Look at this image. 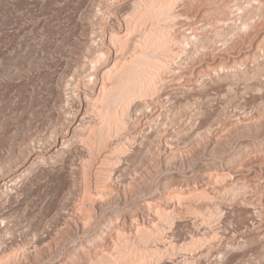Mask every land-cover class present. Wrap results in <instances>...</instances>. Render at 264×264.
Here are the masks:
<instances>
[{
  "label": "rangeland",
  "instance_id": "374dc122",
  "mask_svg": "<svg viewBox=\"0 0 264 264\" xmlns=\"http://www.w3.org/2000/svg\"><path fill=\"white\" fill-rule=\"evenodd\" d=\"M134 1L138 4L143 1L138 5L143 9L152 0H0V261L9 258L8 264H90L101 254L114 259L118 255L115 241L126 237L131 243L139 244L144 229L154 230L152 221L156 217L147 209L152 205L178 213L173 229L165 227L162 232L164 239L156 238L155 242H149L152 247L147 246L160 247L161 254H166L160 257L163 262L152 260L146 261L147 264H264V117L260 122L255 121V128L249 132H243L240 126L248 113L251 117L252 113L259 115L264 111V102L258 100L264 92L248 88L252 80L249 77L257 70L256 64L264 63L261 61L264 22L260 24L264 0H169L177 17L173 21L165 20L166 24L170 22L167 25L165 21L156 24V19L136 24V18L130 13ZM234 6L244 13L236 11ZM247 11H255L252 16L255 19L250 16V21ZM127 19L131 21L130 26H126ZM245 20H249L247 24L253 23L248 24L251 28L242 24ZM154 22L167 27L166 32L173 36L171 40L179 43L169 42L171 52L184 62L177 58L176 64L170 67L171 62L169 69L161 71V80L155 83L158 91L155 85L152 95L144 97L145 101L142 99L149 105L148 114L130 113L127 127L120 130L117 138L112 137V141L116 138L113 141L116 146H127L126 153L132 155L120 156L123 161L118 157L123 164L118 158L116 161L121 164L115 160L114 166L111 164L127 167V175L131 170L130 176L125 175L128 184L112 186L113 192L104 201H97L98 196L90 192L95 202L88 203L82 176L84 161L76 157L83 146L76 138L72 144L68 143L73 148L68 146L59 151L51 131L60 124L69 125L70 117L78 108L76 97H82L77 88L83 89L88 81L91 84L92 64L98 58V51L108 53L107 58L96 64L99 83L106 72L103 70H111L116 58L128 59L133 46L155 26ZM124 35H128L127 39ZM121 36V40H129L130 44L122 47ZM182 37L192 41L186 56L185 48L178 42ZM182 51L184 56H180ZM222 69L238 72L237 82L225 78ZM244 71L249 75L247 79L241 73ZM263 72L256 81L264 80ZM217 74L222 76L219 78ZM89 90L86 92L90 97L97 96L98 90L93 93ZM170 90L171 97L161 94ZM200 104L206 109L201 110ZM242 105L251 108V113L246 111L243 116ZM64 111L72 113L66 115ZM150 111L153 119L147 122L144 118ZM211 121L215 129L226 128L225 131L216 136L213 132L208 134ZM166 135L175 141L174 152L161 147ZM110 143L97 162V165L102 162L100 167L106 171L111 168L106 166V161L113 157ZM139 154L145 159H140ZM34 155L41 157L31 163ZM92 173L93 182L97 176L95 170ZM237 177L240 182H234ZM195 190L204 191L201 196L208 197L189 199L188 195L196 193ZM177 193L187 196L181 204L175 196ZM191 206L199 212H188L187 207ZM243 207L250 209L253 218L249 221H244L236 212ZM217 208L221 212L211 213ZM86 217H89L88 225ZM178 222L187 226L183 230L186 240L176 243L177 248L173 249L169 241ZM223 238L227 240L223 242ZM227 241H232L230 250ZM186 243L189 250H179ZM131 261L130 264L135 263L133 256Z\"/></svg>",
  "mask_w": 264,
  "mask_h": 264
},
{
  "label": "bare ground",
  "instance_id": "6f19581e",
  "mask_svg": "<svg viewBox=\"0 0 264 264\" xmlns=\"http://www.w3.org/2000/svg\"><path fill=\"white\" fill-rule=\"evenodd\" d=\"M174 1V0H173ZM143 2V1H141ZM141 2L138 4L136 3L135 1L132 2L133 4V7H132V11L130 12L131 15L134 16V18H136V24H141L145 21H153L155 20L156 24H157V21L158 23H163L165 20H169V18H171V20L174 18L177 17V15H174L173 11H172V2L169 1V0H152L151 3H147V5L145 4V7L143 9H140V5ZM256 2V1H255ZM176 3V2H174ZM173 3V5H174ZM149 4V5H148ZM192 4V3H191ZM229 4V3H228ZM248 4V2H247ZM259 4V3H258ZM257 4V5H258ZM189 5V4H187ZM186 5V6H187ZM253 5V4H252ZM185 6V7H186ZM249 6V5H248ZM233 7V6H232ZM250 7V6H249ZM253 7V6H252ZM255 7V6H254ZM235 10H241L238 6H234ZM174 9V8H173ZM232 9V8H231ZM260 9V8H258ZM222 10V9H221ZM257 9H255L256 11ZM264 10V9H263ZM262 10V11H263ZM181 11V10H180ZM179 11V12H180ZM217 11V10H216ZM246 11V10H245ZM254 11V12H255ZM240 12V11H238ZM241 12L244 13V11L241 10ZM254 12H248V17H249V20L251 21L252 19V16L254 14ZM224 13V11H223ZM226 13V12H225ZM256 13H261L260 11ZM130 15V16H131ZM180 15V14H179ZM183 15V14H182ZM244 15V14H243ZM257 15V14H256ZM129 16V15H128ZM241 16V15H240ZM250 16H251V19H250ZM259 16L258 15V19L259 20ZM247 17V15H246ZM133 18V17H132ZM133 18V19H134ZM240 18V17H239ZM129 19V18H128ZM125 20L126 21V26H130V20ZM179 19V18H178ZM241 19V18H240ZM244 19V18H243ZM255 19V18H253ZM252 19V20H253ZM150 20V21H149ZM242 20V19H241ZM248 20V21H249ZM261 20V21H260ZM260 24L262 25L263 22H264V12L263 14H261V17H260ZM161 21V22H160ZM173 21V20H172ZM248 21H244L242 22V24L244 26H247V28L250 26H248L249 23H252V22H249L247 24ZM154 22V24H155ZM169 22V21H168ZM167 22V24H168ZM257 21H255L254 23H256ZM134 23V25L136 26V24ZM165 24L164 25H167L166 24V21L164 22ZM170 23V22H169ZM259 23V22H258ZM119 24V23H118ZM144 24V23H143ZM155 26L153 25L152 23V27L150 28L149 31H147L146 33H144L143 35V38H141V41L140 43H137L136 45H132L133 48L131 49V56L128 58V59H122L119 58V60L116 58L114 60V65L113 67L111 68V70H103L106 71L103 73V75L101 76L100 78V81L99 83L97 82V78H96V67L99 66L97 64V62L101 59H105L107 58L108 56H106L108 53H105L103 50L102 51H98L97 55L98 58L97 60H95L92 64V68H94L93 70V73L90 74V76L92 77V82L90 81L91 84H89V81L87 84H84L83 89L80 90V88L78 87V92L80 95H82V97L79 99V95H77V99H78V108L77 110L72 114V116L70 117L69 121H68V124L69 125H66L64 126V124H60L58 126H55L54 129L51 131L54 136H55V140L54 142H56L57 144V147H58V150H63L64 148L67 149V147L69 146L68 143H71V142H75L76 138H78L80 146L82 145V152L78 155V152L75 154L76 157L78 156V158H81L83 159L82 162L84 164V169L82 173V176H84V187H85V191L87 190L88 193H87V196L85 195V198H87L89 200L88 203H91V202H95V198L92 197L91 195H89L90 192H94L95 195H97L98 199L97 201H104L105 198L110 194V192H113L111 191L110 188H112V186H116V185H120V186H124L127 182H126V176H130V172L131 170L129 171L128 175L126 173V169L127 167H119V164H123V162H121L119 159L121 158L120 156H124L125 157V153H126V149H127V146L124 147V146H119V144L116 146L114 144V139L116 140V138L118 137V133L121 131L120 130H123L125 127H127L126 125L129 124L127 121L129 120L128 118L130 117V113H137V111H144V113H146V111L148 110L149 108V105L147 104V102H144L145 101V98L152 95V93L155 91L154 90V86L156 85V81L158 80H161V71L162 70H167L169 69L168 67V64H170V67L172 66V64H176V59L179 57V55L177 56H174V53L171 52V49L169 47V42L173 41L171 40V37L170 35L171 34H168L166 31L167 27L164 28V26H161V24H158L160 25V27L158 25ZM179 24V23H178ZM241 24V23H240ZM253 24V23H252ZM259 24V26H260ZM142 25V24H141ZM163 25V24H162ZM132 26V25H131ZM140 26V25H139ZM138 26V27H139ZM241 26V25H240ZM243 26L244 29H246L245 27ZM258 26V25H257ZM149 27V26H148ZM125 28V27H124ZM242 28V27H240ZM251 28V26H250ZM171 29V28H170ZM128 30V33H129V29ZM250 30V29H249ZM126 31V30H125ZM135 31V30H134ZM131 33V32H130ZM129 33V34H130ZM138 34V33H136ZM115 35V34H114ZM123 35V34H122ZM194 35V34H193ZM119 36V35H117ZM116 36V37H117ZM125 36V35H124ZM135 36V34H134ZM195 36V35H194ZM193 36V37H194ZM128 37V35H127ZM127 37L125 36V38L127 39ZM130 37V36H129ZM189 37V36H188ZM248 38V37H247ZM122 39V36L119 40ZM124 39V37H123ZM174 39V38H173ZM178 39V38H177ZM176 39V40H177ZM194 40L198 39L196 37L193 38ZM216 39V38H215ZM219 39V38H218ZM190 40V41H189ZM193 40V41H194ZM209 40V39H208ZM264 40V39H263ZM88 40H86L85 42H87ZM129 40H121L119 43H121L122 47L123 45L127 46V44L129 43L130 44V41L128 42ZM137 41V40H136ZM135 41V42H136ZM197 41V40H196ZM195 41V42H196ZM200 42V40H198ZM205 41V40H204ZM175 42V41H173ZM172 42V43H173ZM178 42H180L181 46L183 45V48H185L184 50V53L187 51L186 49H188L187 47H189V42H192L191 39H188L186 37H182L181 40H179ZM216 42V41H215ZM225 42V41H224ZM233 42V41H232ZM171 43V44H172ZM177 43V41L175 42ZM174 43V44H175ZM198 43V42H197ZM89 44V43H88ZM179 44V43H177ZM176 44V45H177ZM233 44V43H232ZM264 44V43H263ZM92 45V44H90ZM103 45V44H101ZM194 45V44H193ZM223 45V43H222ZM226 45V44H225ZM191 46V45H190ZM203 46V45H202ZM207 46V45H206ZM240 46V45H239ZM242 46V45H241ZM257 46V45H256ZM264 46V45H263ZM100 47V46H99ZM192 47V46H191ZM204 47V46H203ZM218 47V46H217ZM216 47V49H217ZM224 47V46H223ZM232 47V46H231ZM259 47V46H258ZM262 47V46H261ZM96 48V47H95ZM119 48V47H118ZM260 48V47H259ZM120 49V48H119ZM124 49V48H123ZM127 49V47H126ZM180 49V48H179ZM178 49V50H179ZM182 49V48H181ZM196 49V48H195ZM198 49V48H197ZM202 49V48H201ZM231 49V48H230ZM235 49V47H234ZM257 49V48H256ZM87 50V49H86ZM97 50V49H96ZM99 50V49H98ZM118 50V49H117ZM190 50V49H189ZM204 50V49H203ZM226 50V49H224ZM260 50H262L260 48ZM259 49H257V51H260ZM264 50V49H263ZM90 51V50H89ZM108 51V50H106ZM127 51V50H126ZM197 51V50H195ZM215 51V50H214ZM192 52V51H191ZM256 52V51H255ZM255 52L253 53L254 56H255ZM181 54L183 53L180 52ZM184 53L183 55H180V56H184ZM192 53H195V52H192ZM197 53V52H196ZM216 53V52H215ZM96 54V53H95ZM120 54V53H119ZM123 54V53H122ZM128 54V53H127ZM178 54V53H176ZM246 53H244L245 55ZM188 55V53L186 52L185 56ZM193 55V54H192ZM257 55V54H256ZM259 55V53H258ZM257 55V56H258ZM262 55V54H261ZM95 56V58H96ZM115 56V55H114ZM124 56V55H123ZM189 56L191 57V54H189ZM247 57V55H245ZM253 56V57H254ZM260 56V55H259ZM258 56V57H259ZM121 57V55H120ZM256 57V56H255ZM263 57L264 59V56H261ZM260 57V58H261ZM94 59V57L92 58ZM181 62L183 60L182 57L181 59L178 58ZM194 59V58H192ZM257 59V58H256ZM263 59H261V61H264ZM221 60V59H220ZM233 60V59H232ZM93 61V60H92ZM106 61V60H105ZM108 61V60H107ZM100 62V61H99ZM102 62V61H101ZM175 62V63H174ZM184 62V61H183ZM178 63V62H177ZM236 63V62H234ZM255 63V62H254ZM262 63V62H261ZM113 64V63H112ZM179 65H181L182 63H178ZM103 65V64H102ZM188 65V64H186ZM241 65V64H240ZM257 65V70H255L254 72L251 73L250 77L249 75L244 71V72H241L244 76V79H247L246 77H249V79H252L251 82L248 80L246 81H249L251 84L248 86L246 83L245 84L248 86L249 89H252L253 90H261L264 92V80L263 81H256L258 78V76L264 71V63H262V66H260L261 64H256ZM235 66V65H234ZM183 67H184V64H183ZM220 67V66H219ZM241 67V66H240ZM256 67V66H255ZM263 68V70L261 68ZM91 68V69H92ZM98 68V67H97ZM109 68V67H108ZM107 68V69H108ZM178 68V67H177ZM227 68V67H226ZM175 69V68H174ZM184 69V68H182ZM181 69V70H182ZM225 69V67H224ZM230 69V68H229ZM227 69V70H229ZM83 70V69H82ZM81 70V71H82ZM165 70V71H166ZM176 70V69H175ZM223 70V69H222ZM241 70V69H240ZM262 70V71H261ZM171 71V70H170ZM174 71V70H173ZM219 71V70H218ZM220 71H221V68H220ZM225 70H223L224 72ZM176 72V71H175ZM217 72V70H216ZM215 72V73H216ZM102 73V72H101ZM100 73V74H101ZM165 73V72H164ZM238 73V72H237ZM235 73V72H226L224 73V77H229L231 78V80L233 79L234 81L238 80L239 78V75ZM264 73V72H263ZM163 74V73H162ZM218 75V74H217ZM242 75V76H243ZM89 76V75H88ZM87 76V77H88ZM214 76V75H213ZM222 76V75H221ZM220 74L217 76V77H221ZM66 77V76H65ZM164 77V75H162V78ZM86 78V77H85ZM165 78V77H164ZM224 79V78H223ZM254 79V82H252ZM256 79V80H255ZM84 80V79H83ZM88 80V79H87ZM170 80V79H169ZM243 80V79H242ZM86 81V80H85ZM229 81V80H228ZM226 82V81H225ZM237 82V81H236ZM241 82V81H240ZM85 83V82H84ZM58 84V83H57ZM60 84V83H59ZM89 84V85H88ZM158 84V82H157ZM171 84V83H170ZM80 85V84H79ZM159 85V84H158ZM161 85V83H160ZM166 85V84H165ZM209 85V84H208ZM67 86H69L67 84ZM67 86H65L67 88ZM87 86H90V90ZM173 86V84H172ZM180 86V85H179ZM182 86V85H181ZM213 86V85H211ZM246 86V87H247ZM57 87V86H56ZM72 87V86H71ZM77 87V86H75ZM161 87V86H160ZM168 87V86H167ZM186 87V86H185ZM70 88V87H69ZM222 88V87H220ZM60 89V88H59ZM76 89V88H75ZM156 89H157V85H156ZM183 89V88H182ZM208 89V88H207ZM216 89V88H215ZM247 89V88H246ZM245 89V90H246ZM90 91L92 90V93L93 91L95 90H98V94L97 96L95 95H92L91 97L87 94L86 91ZM169 90V88H168ZM172 90V89H171ZM171 90L170 92L167 91L165 93H161V94H164V96L167 95V97L169 95H171ZM248 90V89H247ZM158 91V89L156 90ZM166 91V90H165ZM206 90H204L205 92ZM209 91V90H208ZM250 91V90H249ZM184 92V91H183ZM190 92V91H189ZM194 92V91H193ZM199 92V91H197ZM203 92V93H204ZM248 92V91H246ZM254 92V91H253ZM91 93V94H92ZM156 93V92H155ZM154 93V94H155ZM177 93V92H176ZM180 93V92H179ZM206 93V92H205ZM256 93V91H255ZM262 93V92H261ZM74 94V93H73ZM193 94V93H192ZM191 94V95H192ZM202 94V93H201ZM209 94V93H208ZM245 94V93H244ZM159 95V94H158ZM173 95V94H172ZM180 95V94H179ZM182 95V94H181ZM184 95V94H183ZM254 95V94H252ZM95 96V97H93ZM175 96V95H173ZM200 96V95H199ZM203 96V95H202ZM233 96V95H232ZM259 96V95H258ZM145 97V98H144ZM163 97V96H162ZM171 97V96H169ZM144 98V101L142 100ZM147 98V99H148ZM166 98V97H165ZM251 98V97H250ZM254 98V97H253ZM257 98V97H256ZM239 99V98H238ZM58 100V99H57ZM255 100V99H254ZM258 100L259 102H264V95H261L258 97ZM69 101V100H68ZM257 101V100H256ZM64 102V101H63ZM258 102V101H257ZM246 103V102H244ZM72 104V102H71ZM255 104V103H254ZM259 104V103H258ZM53 105V104H52ZM70 105V104H69ZM248 105V104H247ZM245 105V106H247ZM73 106V105H72ZM249 106V105H248ZM247 106V107H248ZM258 106V105H257ZM53 107V106H52ZM65 107V106H64ZM68 107V106H67ZM241 107V105H240ZM264 107V106H263ZM54 108V107H53ZM200 108L201 110L202 109H206L205 107H203L201 104H200ZM61 109V108H60ZM242 111H241V114H243V116L246 115V111H249L250 112V109L247 110L243 105H242V108H240ZM259 109V108H258ZM64 110V109H63ZM66 110V109H65ZM75 110V109H74ZM73 110V111H74ZM152 110V109H151ZM193 110V109H192ZM201 110H198V111H201ZM203 110V111H204ZM255 110V109H254ZM253 110V111H254ZM55 111V110H54ZM181 111V110H180ZM214 111V110H213ZM212 111V112H213ZM252 111V110H251ZM260 111V110H259ZM67 114H71L70 111L67 112V111H64ZM148 112V111H147ZM178 112H179V109H178ZM197 112V111H196ZM206 112V111H205ZM258 112V111H257ZM64 113V115H65ZM143 113V115H145ZM209 113V112H208ZM251 113V112H250ZM148 114V113H146ZM195 114V113H194ZM198 114V113H197ZM259 115H254L253 113L251 115V117H249V113L247 114L245 121L243 123L240 124L241 126V129L243 132H249L251 131V129L255 126L253 123H255V121L261 120V117L263 118L264 117V111H261V113H258ZM217 115V114H216ZM96 116V117H95ZM140 116V115H139ZM177 116V115H176ZM195 117V116H194ZM217 117V116H216ZM90 118V119H89ZM192 118V117H191ZM211 118V117H210ZM215 118V117H214ZM245 118V117H244ZM88 119V120H87ZM145 121H150L151 122V119H153V114L152 112L150 111L149 115L147 118H144ZM131 120V119H130ZM129 120V121H130ZM212 120V119H211ZM59 121V120H58ZM63 121V120H62ZM189 121V120H188ZM210 121V120H209ZM214 121V120H213ZM64 122V121H63ZM61 122V123H63ZM136 122V121H135ZM153 122V121H152ZM258 122V121H257ZM58 123V122H57ZM212 123V121H211ZM217 123V122H216ZM239 123V122H238ZM133 125V124H132ZM239 125V124H238ZM194 126V125H193ZM203 126V125H201ZM211 127V130L208 129V134H210L209 132H213L216 136V134H219V132H222L221 130L219 129H215L214 128V124H210L209 125ZM220 127V126H219ZM264 127V126H263ZM208 128V127H207ZM134 130V128H133ZM204 131L207 130V129H203ZM194 131V129H193ZM199 131V130H198ZM203 131V132H204ZM225 131V130H224ZM254 131V130H253ZM259 131V130H257ZM190 132V131H189ZM206 132V131H205ZM188 133V132H187ZM259 133V132H258ZM195 134V133H194ZM1 135V134H0ZM120 135V134H119ZM172 135V134H170ZM170 135H166V138H165V143L164 145H162V149H169L170 148V152H174V142L171 140H169V137L171 138L172 136ZM220 135V134H219ZM117 136V137H116ZM175 136V135H174ZM188 136V135H186ZM192 135H190L191 137ZM210 136V135H209ZM212 136V134H211ZM258 136V135H257ZM260 136V135H259ZM34 137V136H33ZM52 137V136H50ZM112 137H116L113 139L112 141ZM176 137V136H175ZM164 138V137H163ZM54 139V138H53ZM136 139V138H135ZM206 139V138H205ZM74 140V141H73ZM126 140V139H125ZM154 140V139H153ZM152 140V141H153ZM163 140V139H162ZM30 141V140H29ZM113 142L115 148L113 147L112 143L110 142ZM132 141V138L131 140ZM25 143V142H24ZM32 143V141H31ZM76 143V144H77ZM109 143L110 147H112V152H110V156L113 157L111 159H108L106 161V159L104 161L107 162V165L108 169L106 166V168L108 169V171L106 170H102V168L100 167L101 163L99 165H97V162L99 160V158H101L104 154V152L106 151V149L109 148ZM129 143V142H128ZM133 143V142H131ZM161 143V142H159ZM41 144V143H40ZM72 144V143H71ZM70 144V145H71ZM143 144V143H142ZM162 144V143H161ZM36 145V143H35ZM127 145V144H126ZM160 145V144H159ZM38 146V145H37ZM76 146V145H75ZM74 146V147H75ZM40 147V146H39ZM69 147H72V146H69ZM132 147V146H131ZM151 147V145H150ZM32 148V147H31ZM44 148V147H43ZM73 148V147H72ZM71 148V149H72ZM77 148V147H75ZM137 148V147H136ZM147 148V147H146ZM27 149V148H26ZM25 149V150H26ZM50 149V148H49ZM70 148H68L69 150ZM79 149V147H78ZM77 149V150H78ZM150 149V148H149ZM29 150V149H28ZM39 150V149H37ZM57 150V151H58ZM59 150V151H60ZM76 150V151H77ZM126 150V151H125ZM129 150V148H128ZM131 150V149H130ZM135 150V148H134ZM138 150V149H137ZM145 150V149H144ZM132 151V150H131ZM139 151V150H138ZM143 151V150H142ZM141 151V152H142ZM149 151V150H148ZM147 151V152H148ZM39 152V151H38ZM64 152V151H63ZM66 152V151H65ZM70 152V150H69ZM73 152V151H72ZM133 152V151H132ZM140 152V151H139ZM138 152V153H139ZM55 153V152H54ZM84 153V154H83ZM137 152L134 153V154H138ZM264 153V152H263ZM24 154V153H23ZM61 154V153H59ZM68 154V153H67ZM70 154V153H69ZM127 154H130L131 153H126ZM145 154L144 152L142 153V155ZM173 154V153H172ZM58 155V154H57ZM72 155V154H71ZM141 155V156H142ZM35 156V155H34ZM56 156V155H55ZM60 156V155H59ZM66 156V155H65ZM109 156V155H108ZM109 156V157H110ZM129 156V155H128ZM132 156V155H131ZM140 156V154H139ZM138 156V157H139ZM141 156L139 157L140 159L144 160L145 159V156H147V154H145V156H142L143 158H141ZM263 156V155H262ZM261 156V157H262ZM31 157V156H30ZM33 157V156H32ZM41 157V156H40ZM38 156H35L33 157V160L31 163H33L36 159L39 160ZM73 157V155H72ZM85 160H84V158ZM87 157V158H86ZM120 157V158H118ZM118 158V160L121 162H119V164H117L118 162L116 161V159ZM129 158V157H128ZM127 156H126V159L128 160ZM132 158V157H130ZM137 158V157H136ZM138 158V159H139ZM147 158V157H146ZM44 159V158H42ZM74 159V158H73ZM122 161H123V158H121ZM126 159H125V162H126ZM41 160V159H40ZM45 160V159H44ZM78 160V159H77ZM110 160V161H109ZM115 160L118 165V167H113L114 165V161ZM131 159H129L130 161ZM135 160V159H134ZM134 160H132L131 162H134ZM261 160V159H259ZM102 161V160H101ZM127 161V162H129ZM37 162V161H36ZM114 162V163H113ZM248 162V161H247ZM42 163V162H41ZM105 163V162H103ZM113 163V164H112ZM111 164L113 166H111ZM115 164V166H116ZM255 164V162H254ZM32 165V164H31ZM124 165H126L124 163ZM103 166V165H101ZM123 166V165H122ZM129 167V165H128ZM29 168V167H28ZM27 168V169H28ZM105 168V169H106ZM238 168V167H237ZM240 168V167H239ZM238 168V169H239ZM263 168V167H262ZM21 169V168H20ZM128 169V168H127ZM261 169V168H260ZM26 170V169H25ZM81 170V169H80ZM82 170L80 172H82ZM95 170V175L97 177H94L96 178L93 182L91 180V173L92 171ZM104 171V172H103ZM128 172V171H127ZM17 173V172H16ZM23 173V172H22ZM132 173V172H131ZM93 174V173H92ZM94 175V176H95ZM126 175V176H125ZM253 175V173H252ZM92 176V175H91ZM226 176V175H225ZM262 176V175H261ZM264 177V176H263ZM93 178V179H94ZM221 178V177H220ZM259 178V177H258ZM128 179V178H127ZM219 179V177H218ZM240 178L237 177L235 178L234 182H240L241 180H239ZM254 179V178H253ZM264 180V178H263ZM129 181V180H128ZM254 182L256 181V179L253 180ZM258 181V180H257ZM233 182V183H234ZM256 183V182H255ZM128 184V183H127ZM238 184V183H237ZM261 184V183H260ZM242 185V184H241ZM255 185V184H254ZM260 186V185H259ZM229 189V188H228ZM232 189V188H231ZM245 189V188H244ZM203 190V189H202ZM202 190H199V192H201ZM193 191V190H192ZM229 191V190H228ZM233 191V190H231ZM235 191V190H234ZM196 192V190L194 191ZM198 192V190H197ZM194 193L193 192L188 195L189 199H193L195 200V198L201 196V194L204 192H201V193ZM189 194V193H188ZM204 194V193H203ZM177 200H178V203L181 204V201H183V199H187V196L183 193L179 194L177 193ZM204 196V195H202ZM201 196V198H202ZM204 197H208L207 195L204 196ZM175 198V197H174ZM198 200L200 198H197ZM197 199L195 201H197ZM203 199V198H202ZM209 199V198H208ZM207 199V200H208ZM84 200V199H83ZM87 200V201H88ZM263 200V199H262ZM91 201V202H90ZM191 201V200H190ZM205 201V200H204ZM251 201V200H250ZM212 201H210L211 203ZM185 203V202H184ZM91 204H94V203H91ZM188 204V202H187ZM186 204V205H187ZM201 204V203H200ZM185 205V206H186ZM191 204H189L188 206H190ZM91 206V205H90ZM193 206V205H192ZM187 207V210L188 212H199L198 210L199 209H196L194 207ZM203 206V204H202ZM205 206V205H204ZM216 206V205H215ZM199 207V206H198ZM237 207V206H236ZM249 207V206H248ZM248 207H243V208H240L238 211L236 212H239L241 216V218L243 217L244 221H249V219H251L250 217H252L251 215V212H250V209ZM81 208V207H80ZM186 208V207H185ZM210 208V207H209ZM252 208V207H251ZM150 212L152 211L153 212V216L156 217L155 220L152 221V227L154 228L153 231H150L149 229H144L145 231H143L141 234L142 236L140 237V241H139V244H134V243H131V241L128 240V238L126 237H122L120 238L121 240H119L118 242H114V246H116V251H117V257L112 259L111 257H109V255H106V254H101V256H96L95 260H93L94 262H90V264H130L132 263V261L130 262L131 260V257L133 256V259H134V262L136 264H147L146 261H151L153 260V263L154 262H163V260H161V251H160V247H153L151 248L152 246L150 245L151 243L149 242H155L156 238L159 239H164V236L165 234L163 235L162 232H164L165 230V227L169 228V229H173V225H174V219H175V216L176 214L178 213V211L174 210V209H167V210H163L161 209L160 207H153L152 205H148V208H147ZM206 209H208V207H206ZM238 209V208H237ZM213 210V209H212ZM252 211V210H251ZM211 212V211H210ZM219 212H221V209L219 210L218 208L215 209L213 212L211 213H216L218 214ZM87 213V212H86ZM91 213V212H88V214ZM224 213V212H222ZM221 213V214H222ZM227 213V212H226ZM213 214V215H214ZM230 214V213H229ZM228 214V215H229ZM87 215V214H85ZM92 216V213L89 214V216ZM212 215V214H211ZM221 216V215H220ZM224 217V215H222ZM3 217V216H2ZM219 217V216H218ZM253 218V217H252ZM89 219V217H88ZM87 219L86 217V222L85 224L88 222L89 223V220ZM242 219V220H243ZM251 221V220H250ZM88 223L86 225H88ZM178 226L175 228V230H173L175 233H172V235L170 236L171 237V240L169 241V244L172 246L173 249L177 248V246H174L176 243L178 242H183L186 240V231H183L184 229H186L185 225H180V223L178 222ZM168 225V226H166ZM205 225V224H204ZM151 226V225H150ZM172 226V228H171ZM185 227V228H184ZM138 228V227H136ZM142 228V227H141ZM140 229V227H139ZM143 229V228H142ZM219 229V228H218ZM137 230V229H136ZM205 230V229H204ZM210 230V229H209ZM217 230V229H216ZM215 230V231H216ZM172 231V232H173ZM188 231V230H187ZM208 231V230H207ZM211 231V230H210ZM209 231V232H210ZM119 232V231H118ZM212 232V231H211ZM169 234V233H168ZM216 234V233H214ZM221 234V233H220ZM205 235V234H204ZM224 235V234H223ZM167 236V235H166ZM213 236V235H212ZM225 236V235H224ZM218 237V236H217ZM220 237V236H219ZM222 237V236H221ZM235 237V236H234ZM228 238V237H227ZM230 238V237H229ZM155 239V240H154ZM169 239V238H168ZM224 239V238H223ZM154 240V241H153ZM213 240V239H212ZM227 240V239H226ZM225 239L223 240L226 241ZM229 240V239H228ZM163 241V240H162ZM232 241H227L226 243H230L231 244ZM225 243V245H227ZM148 244L151 246L150 248L147 247ZM227 246L229 247V250H230V245ZM156 245V244H155ZM234 245V244H233ZM189 245L186 243V244H183L182 246L179 247V250H189L188 247ZM211 247V246H210ZM234 247V246H232ZM170 248V246H169ZM206 248V247H205ZM208 250V249H207ZM170 251V250H169ZM167 251V252H169ZM164 252V251H162ZM179 252V251H178ZM191 252V251H190ZM206 252V251H205ZM226 252V251H225ZM166 253V252H164ZM182 253V252H181ZM186 253V252H185ZM201 253V252H200ZM170 254V253H169ZM184 254V252H183ZM189 254V253H188ZM196 254V253H195ZM205 254V253H204ZM207 254V253H206ZM210 254V253H209ZM228 254V253H227ZM166 255V254H163V256ZM203 255V254H202ZM212 255V254H211ZM194 256V255H193ZM221 256V255H220ZM114 257V256H113ZM167 257V256H166ZM226 257V256H225ZM164 258V257H163ZM193 258V257H192ZM200 258V257H199ZM222 258V256H221ZM171 259V258H170ZM216 259V258H215ZM3 260V259H2ZM174 260V259H173ZM177 260V259H176ZM164 261H166V259H164ZM199 262V261H198ZM205 262V261H204ZM10 263V260L9 258H4L3 261H0V264H8ZM133 263V264H135ZM150 264V263H149Z\"/></svg>",
  "mask_w": 264,
  "mask_h": 264
}]
</instances>
